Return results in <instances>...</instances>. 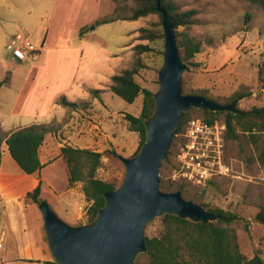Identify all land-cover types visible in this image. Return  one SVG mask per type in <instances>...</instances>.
I'll list each match as a JSON object with an SVG mask.
<instances>
[{"label": "rangeland", "instance_id": "374dc122", "mask_svg": "<svg viewBox=\"0 0 264 264\" xmlns=\"http://www.w3.org/2000/svg\"><path fill=\"white\" fill-rule=\"evenodd\" d=\"M167 1L183 10H195L194 23L187 28L179 26L177 30L201 42L200 51L192 58L196 65L187 64L188 68L181 73L182 83L223 102L235 92L243 93V97L236 98L240 110L264 106V8L248 0ZM114 8L112 0H0V81L6 80L0 86V153L6 149L4 137L10 131L32 123L44 124L54 129L49 134L61 137L79 134L83 123L91 120L87 100L92 97V89H101L103 98L108 99L114 109L136 111L141 96L132 104L102 88L110 82L111 72L116 73L117 60L121 61L117 64L121 69L132 65L133 46L139 42L148 43L138 38V29L142 26L158 28L159 16L150 14L124 20L122 18L130 14L129 9L116 12ZM247 12L251 14L248 21ZM93 16L98 17L96 21L86 24ZM100 19L112 21L104 23ZM84 32L87 35L81 37ZM16 33L29 36L36 46L42 47L44 42L45 48L35 59H15L7 44ZM149 44L155 51L142 54L147 67L139 69L134 77L142 87L155 93L159 89L158 70L163 62L164 38ZM66 70L75 71L72 77L77 82L82 81L83 92L89 94L88 99L77 102L75 109L58 107L51 102L55 95L76 99L63 93V77L66 76L60 73ZM46 108L48 114L41 117ZM202 111L192 107L187 111L188 118L202 117ZM121 113H115V123L123 128L125 117ZM52 114L53 118L46 121ZM138 144L139 135L136 145L118 152V156L134 155ZM224 154L231 176L215 178L202 188L187 184L183 195L204 204L205 209L220 207L248 220L247 229L239 227L236 230L239 249L248 257L257 253L264 259V224L255 218L264 207V166L255 159L256 150L243 134L225 142ZM3 161L8 168L18 166L7 153ZM170 165L164 160L159 171L160 187L165 191L171 188H163L161 182L164 186L169 183ZM124 173L121 160L104 153L95 175L118 186ZM36 212L37 206H30V216ZM160 217L152 218L145 225V236L158 234ZM87 218H84L86 223ZM144 261L143 252L135 256L134 263Z\"/></svg>", "mask_w": 264, "mask_h": 264}, {"label": "trees", "instance_id": "16d2710c", "mask_svg": "<svg viewBox=\"0 0 264 264\" xmlns=\"http://www.w3.org/2000/svg\"><path fill=\"white\" fill-rule=\"evenodd\" d=\"M115 2L114 11L125 10L127 5L130 14L123 17L124 20H136L140 17H146L150 14H157L159 20L156 22L158 28H149L142 26L138 29L140 40H147L148 43L139 42L133 46L134 61L132 65L121 69L110 77L108 89L129 103H133L138 95H142V107L140 114L134 116L125 113L124 117L130 130L136 131L139 135V144L134 154L139 150L145 139L144 120L151 116L155 108L154 92L142 87L136 80L135 74L141 68H145L146 62L142 54L154 52L149 42L157 39H163L162 14L155 9L156 0H112ZM128 1L131 4H127ZM161 6L166 10L169 21L173 24L176 33V40L179 46L181 60L189 65H196L192 62L194 55L200 51L201 42L179 32V26L189 27L194 23V9H180L174 3L167 0H159ZM261 8H264V0H248ZM246 20H250L249 12L245 15ZM101 22H111L112 20L100 19ZM99 21V22H100ZM158 54L162 56V51ZM5 79L0 81V86L5 83ZM184 94H200L219 103H227L235 98H241L245 94L235 92L226 100L220 101L206 95L202 91H194L181 85ZM101 89H92L90 92L99 97ZM56 104L66 106L70 109L77 107V102L68 100L64 95L56 98ZM206 121L221 119L226 124L225 142L236 140L241 134L245 135L247 142L251 143L256 150L255 159L264 166V106L252 107L248 110H240L239 113L226 111H202V117ZM188 118V112H184L180 122L176 127V137L173 138L169 150V158L165 160L170 162V169L174 166L173 154L181 142L180 134L183 131L184 124ZM54 130V129H52ZM52 130L40 123H32L26 126L18 127L10 131L4 137L6 150L18 167L26 174H35L41 167L39 159V150L43 145L46 135ZM1 142V139H0ZM109 153L118 157L114 149H107L103 152L94 151L89 148H77L65 144L60 147L59 155L64 159L68 168V181L73 183L81 181L82 190L87 200L92 205L88 208V222L95 217L98 208L104 204V192L114 189L117 184L96 177V169L100 166L101 156ZM215 180V179H214ZM167 185L161 186L170 189V191L180 189L186 191L187 184L180 183L173 187L170 181ZM213 180L209 181V183ZM208 183V184H209ZM40 184L27 191L23 196L25 206L36 203L39 204L42 199L40 195ZM202 204V203H201ZM204 205V204H202ZM218 215L215 220L202 223L194 222L187 218H181L174 214H163L160 217L161 229L156 235L146 236L147 251L143 252L145 261L135 264H264V259L259 254L251 257L246 256L238 246L236 230L239 227L248 228L249 221L245 220L238 214L224 210L220 207L209 208ZM256 220L264 224V207L258 211L255 216ZM50 264H55L50 262Z\"/></svg>", "mask_w": 264, "mask_h": 264}, {"label": "water", "instance_id": "95a60500", "mask_svg": "<svg viewBox=\"0 0 264 264\" xmlns=\"http://www.w3.org/2000/svg\"><path fill=\"white\" fill-rule=\"evenodd\" d=\"M155 9L162 14L163 62L158 70L155 108L144 120L145 139L134 155L118 156L124 165V177L118 186L104 192V204L92 221L70 225L46 201L39 202L55 264H135V256L147 251L143 229L152 218L166 213L202 223L218 218L203 205L185 198L180 189H161L159 171L168 158L184 112L195 107L239 113L237 99L219 103L200 94L182 92L181 73L188 65L181 60L173 24L159 0Z\"/></svg>", "mask_w": 264, "mask_h": 264}, {"label": "crops", "instance_id": "0c3cea01", "mask_svg": "<svg viewBox=\"0 0 264 264\" xmlns=\"http://www.w3.org/2000/svg\"><path fill=\"white\" fill-rule=\"evenodd\" d=\"M97 18L91 17L86 24L94 23ZM85 35H87L86 32L82 33L81 37ZM43 48H45L44 42ZM118 63L121 61L117 60ZM117 64L114 67L116 72L121 69ZM74 72L66 70L60 73L66 76L63 77L65 80L63 93L76 98L71 100L67 97L70 101H85L88 99V91L83 92L81 86L83 82H77L75 77H72ZM112 72L110 76L115 74ZM109 83L105 84L102 91L109 90ZM139 96H141V103L135 109L136 111L130 113L122 109H114L108 99L103 98V93H99V97L92 94L91 99L87 100L89 101L87 111L90 113L91 120L83 123L79 134H66V137H61L60 134H47L39 150L42 167L35 174H26L18 166L8 168L3 161L5 154H8L7 150L0 153V264H50L54 262L38 204L32 203L25 206L23 196L40 184L39 197L49 204L59 218L70 225L86 223L84 218H87L88 214L79 210L81 205L89 203L82 190L83 183L81 181L69 183L66 162L59 155L60 147L67 144L98 152H103L108 148L114 149L117 153L129 150L136 145L138 133L128 128L126 120L124 127H119L115 123V113L121 111L123 116L125 113L138 116L142 107V95L135 98L136 100ZM57 97V95L53 96L51 102L55 103ZM55 105L60 107L56 103ZM48 112V108L44 109L41 117H45ZM52 118L53 114L46 121ZM131 135L133 137H130ZM32 205L37 206V212L30 216L29 208Z\"/></svg>", "mask_w": 264, "mask_h": 264}, {"label": "built area", "instance_id": "2783aa9c", "mask_svg": "<svg viewBox=\"0 0 264 264\" xmlns=\"http://www.w3.org/2000/svg\"><path fill=\"white\" fill-rule=\"evenodd\" d=\"M7 48L20 61H25L28 57L37 58L42 49L22 33H16ZM225 131L226 124L222 120L206 121L200 117L188 119L180 134L182 140L173 154L174 166L169 170L167 180L202 188L215 178L231 176V168L224 154ZM90 205L89 201L81 205L79 210L88 214Z\"/></svg>", "mask_w": 264, "mask_h": 264}]
</instances>
